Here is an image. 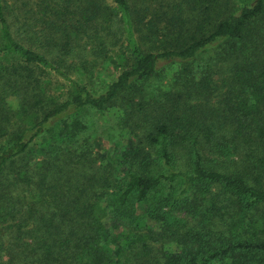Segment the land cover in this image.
I'll return each mask as SVG.
<instances>
[{
    "label": "trees",
    "instance_id": "16d2710c",
    "mask_svg": "<svg viewBox=\"0 0 264 264\" xmlns=\"http://www.w3.org/2000/svg\"><path fill=\"white\" fill-rule=\"evenodd\" d=\"M0 264H264V0H0Z\"/></svg>",
    "mask_w": 264,
    "mask_h": 264
},
{
    "label": "rangeland",
    "instance_id": "374dc122",
    "mask_svg": "<svg viewBox=\"0 0 264 264\" xmlns=\"http://www.w3.org/2000/svg\"><path fill=\"white\" fill-rule=\"evenodd\" d=\"M9 104L12 108H17L18 103L15 98H9ZM116 111L102 114L96 111H88L84 118L89 125V133L93 134L95 139L94 148L99 153L112 151L114 149V141L120 138L117 129ZM129 140L124 139V142Z\"/></svg>",
    "mask_w": 264,
    "mask_h": 264
}]
</instances>
